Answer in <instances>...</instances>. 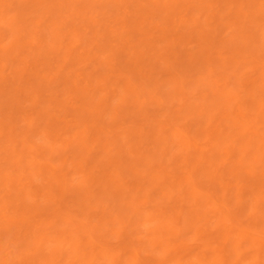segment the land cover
Segmentation results:
<instances>
[{
  "label": "bare ground",
  "instance_id": "bare-ground-1",
  "mask_svg": "<svg viewBox=\"0 0 264 264\" xmlns=\"http://www.w3.org/2000/svg\"><path fill=\"white\" fill-rule=\"evenodd\" d=\"M0 22V264L264 263V0H0Z\"/></svg>",
  "mask_w": 264,
  "mask_h": 264
},
{
  "label": "rangeland",
  "instance_id": "rangeland-1",
  "mask_svg": "<svg viewBox=\"0 0 264 264\" xmlns=\"http://www.w3.org/2000/svg\"><path fill=\"white\" fill-rule=\"evenodd\" d=\"M23 2H25L26 0H22ZM131 1V0H130ZM224 2H221V5L223 4ZM129 4H130V2H129ZM129 4H124V7H126L125 5H129ZM12 7L10 6V9H11ZM126 10H128V7L126 8ZM14 12V10H11V12L9 13V14H12ZM41 20H43V19H41ZM113 23H115V21L113 22ZM0 25H2L3 27H7V23H5V22H0ZM19 38V35L18 34H7L6 36H4L3 38H1V40H0V49H2V50H7V49H9L13 44H14V42L17 40ZM33 42H34V40H32V45H33ZM185 42V41H184ZM184 42H183V44H184ZM187 42V44L185 45L186 47H191L192 48V46H194L195 44H196V41H186ZM182 44V45H183ZM181 45V46H182ZM85 48V44L84 43H82L80 46H78V47H76V51L77 52H82V49H84ZM216 48H213L212 50H215ZM17 55V51H12L11 52V59L12 58H14L15 56ZM248 68H245V70L246 71H249L250 69H251V67L252 66H247ZM81 72H82V74H80L79 76H78V78H79V80H81V78L82 77H84L85 76V73H86V71H88V70H90V69H92V67H87V65L86 64H83L82 65V67H81ZM220 69L219 68H215L214 69V73H216V72H218ZM13 71H14V66L12 67V65H11V62H10V60L8 61V63H7V66L5 67V69L1 72V74H0V76L2 77V78H10L11 77V75H12V73H13ZM210 72H212V71H210V69H208L207 71H206V75H209V76H211V73ZM213 75V74H212ZM122 77H116V81H118L119 83H120V85H121V83H122ZM232 80V79H231ZM98 83H100V82H98ZM196 87V93L193 91V93H195L196 95H200L201 94V92H204V91H206V89L205 90H202V87H199V86H195ZM121 87H117L116 88V91H115V93H119V94H121ZM204 89V88H203ZM52 92V90H48V91H45V93H44V95L45 96H47V95H50V93ZM103 92V91H102ZM112 102L114 103V104H117L118 102H119V100H118V96H115V97H113V99H112ZM175 103H177V102H175ZM24 104L25 105H27V107H26V110L25 111H28V112H30V108H29V106H30V104H31V101L30 100H24ZM148 109H149V111L151 112H153V111H155L157 108H156V105L155 104H150L149 106H148ZM17 116H19V113H14L13 115H12V117H17ZM127 125H135L133 122H129ZM136 126V125H135ZM71 131V130H70ZM73 131V130H72ZM114 131L115 132H117L118 134L119 133H121L122 132V126H117L115 129H114ZM43 134H41V135H39V136H37V137H35V138H33L34 139V141H36V142H43V141H46V139L44 138V137H42V139H40L39 137H41ZM63 135V134H62ZM63 136H66V134H64ZM37 138H39V139H37ZM51 140H56V144H57V147L56 148H59V145H60V143H61V139L60 138H56V139H54V137H51ZM207 146L208 145H206L205 147H203L204 149H206L207 148ZM61 149V148H60ZM55 162H57V163H59L60 162V159H59V157L58 156H55L54 157V159H53ZM68 169L71 171V174L75 177V178H77V180L76 181H82V179H83V177H82V175H81V173H74L73 174V166L71 165V162H68ZM38 181H41L39 178H38ZM36 182H37V180H36ZM7 188H9V187H7ZM6 191H3V193H5ZM7 193V192H6ZM29 201H33V199L32 198H30L29 199ZM102 204H104L103 202H102ZM102 205H100L99 207H101ZM243 220H245L246 219V217H243L242 218ZM153 223V220L152 221H149V222H145L144 223V225H143V230L146 232V231H148L150 228H151V226L153 225L152 224ZM209 232H213L211 229H209ZM191 235V233H189V234H187V236L189 237ZM258 236V235H257ZM190 239H192V238H190ZM192 242H195V241H193V239H192ZM192 242H191V244H192ZM118 243V241H116V238H114L113 240H112V245H114V244H117ZM13 247H12V245H10L9 246V248L8 249H6L4 252L6 253L8 250H11ZM243 251H244V253L245 254H250V253H252V251H253V247H251V246H249V247H247V248H245V249H243ZM167 264H175V262L174 261H170V262H168ZM262 264H264L263 262H262Z\"/></svg>",
  "mask_w": 264,
  "mask_h": 264
}]
</instances>
